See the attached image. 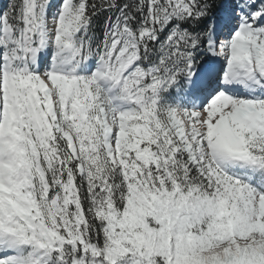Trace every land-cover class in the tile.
I'll use <instances>...</instances> for the list:
<instances>
[{
  "label": "snow or ice",
  "instance_id": "6c2138e0",
  "mask_svg": "<svg viewBox=\"0 0 264 264\" xmlns=\"http://www.w3.org/2000/svg\"><path fill=\"white\" fill-rule=\"evenodd\" d=\"M0 264H264V0H6Z\"/></svg>",
  "mask_w": 264,
  "mask_h": 264
},
{
  "label": "rangeland",
  "instance_id": "374dc122",
  "mask_svg": "<svg viewBox=\"0 0 264 264\" xmlns=\"http://www.w3.org/2000/svg\"><path fill=\"white\" fill-rule=\"evenodd\" d=\"M5 2L6 0H0V6H2Z\"/></svg>",
  "mask_w": 264,
  "mask_h": 264
}]
</instances>
